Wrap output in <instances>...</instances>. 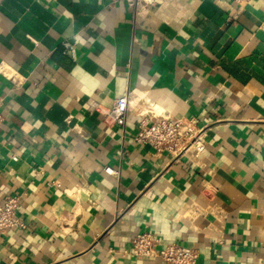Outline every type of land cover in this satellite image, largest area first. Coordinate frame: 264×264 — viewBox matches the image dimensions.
<instances>
[{"label":"crops","instance_id":"0c3cea01","mask_svg":"<svg viewBox=\"0 0 264 264\" xmlns=\"http://www.w3.org/2000/svg\"><path fill=\"white\" fill-rule=\"evenodd\" d=\"M125 93L196 119L203 151L158 157L133 115L90 110ZM0 96V199L22 223L0 264H164L130 254L142 231L196 264H264V0H167L135 22L123 2L0 0Z\"/></svg>","mask_w":264,"mask_h":264},{"label":"built area","instance_id":"2783aa9c","mask_svg":"<svg viewBox=\"0 0 264 264\" xmlns=\"http://www.w3.org/2000/svg\"><path fill=\"white\" fill-rule=\"evenodd\" d=\"M164 1L167 0H109V4L123 2L135 22L145 16L151 6ZM247 1L235 0L236 3ZM62 47L65 53L74 56L72 44L64 42ZM2 102L3 98L0 96V108ZM90 110L100 112L121 126H124L127 116L133 115L136 118V127L132 141L149 148L158 157L168 154L172 158H177L189 151L201 152L204 149V131L196 119L175 117L166 108L148 102L140 103V100L127 93L116 100L108 110L100 109L97 104L91 105ZM2 121L0 112V127ZM105 172L115 173L110 168H105ZM18 202L19 197L16 195L0 199V236L22 227L16 214ZM159 245L160 241L151 233L142 231L132 239L130 254L138 258H159L164 264H196L198 257L196 250L177 243H166L161 247Z\"/></svg>","mask_w":264,"mask_h":264}]
</instances>
